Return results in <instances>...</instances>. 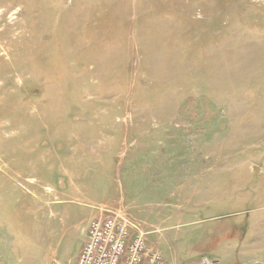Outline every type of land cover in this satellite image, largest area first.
Here are the masks:
<instances>
[{"label":"rangeland","instance_id":"obj_1","mask_svg":"<svg viewBox=\"0 0 264 264\" xmlns=\"http://www.w3.org/2000/svg\"><path fill=\"white\" fill-rule=\"evenodd\" d=\"M113 214L164 264H264V0H0V264Z\"/></svg>","mask_w":264,"mask_h":264},{"label":"built area","instance_id":"obj_2","mask_svg":"<svg viewBox=\"0 0 264 264\" xmlns=\"http://www.w3.org/2000/svg\"><path fill=\"white\" fill-rule=\"evenodd\" d=\"M81 252L72 264H164L148 233L121 214L92 219ZM199 264H213L204 259Z\"/></svg>","mask_w":264,"mask_h":264}]
</instances>
